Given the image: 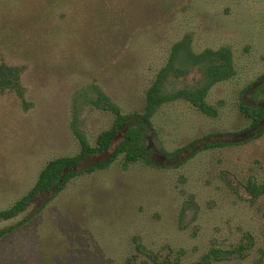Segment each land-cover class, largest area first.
<instances>
[{"label": "rangeland", "instance_id": "374dc122", "mask_svg": "<svg viewBox=\"0 0 264 264\" xmlns=\"http://www.w3.org/2000/svg\"><path fill=\"white\" fill-rule=\"evenodd\" d=\"M175 47L164 95L207 87L214 114L179 97L161 104L144 142L151 165L124 169L120 155L0 222L26 220L0 238V264H151L138 244L176 264H264V193L245 191L264 184V133L240 135L251 126L242 103L257 105L248 86L264 74V0H0V64L23 88L22 99L0 93V212L49 161L79 153L73 126L91 146L111 128L97 89L142 114ZM220 50L232 73L212 83L194 56Z\"/></svg>", "mask_w": 264, "mask_h": 264}, {"label": "trees", "instance_id": "16d2710c", "mask_svg": "<svg viewBox=\"0 0 264 264\" xmlns=\"http://www.w3.org/2000/svg\"><path fill=\"white\" fill-rule=\"evenodd\" d=\"M176 53L177 49L175 47L167 66L158 73L156 80L146 92L144 111L142 114L132 113L130 115H123L119 107L114 105L108 97L97 89L95 92L96 98L91 102L95 107L109 111L114 116L111 128L103 131L97 137L95 146H91L84 135L73 126L74 136L80 146L79 153L74 156L60 157L49 161L39 173L33 188L10 209L0 212V222L8 221L24 213L30 205L36 204L37 202H41L45 206L60 194L72 179L83 173L89 174L97 170H104L120 155H123L125 159L122 165L124 169L130 163L137 161L151 165L150 153L144 142L146 141V136L151 133V118L161 104L173 100L176 97L184 98L205 115L212 116L214 111L204 100L207 87L195 93L181 91L174 97L164 95L162 84L173 67ZM194 58L201 59V62L203 60L209 61L210 66L207 68V74L212 77V83L225 80L232 73L229 53L224 50L217 52L206 51L199 56H194ZM7 90H13L19 98H23V88L20 84L17 69L1 63L0 93H4ZM248 90L252 91V98L257 105L249 106L242 103L240 110L246 118L251 120V126L248 131L253 136L251 137L255 139L261 137L264 133V74L252 82L248 86ZM254 130L257 131L254 133ZM223 144L222 142H212L205 148L220 147ZM193 145L195 143L191 144V146ZM167 155L168 159L172 160L175 153ZM91 160L96 161L84 169L80 168L83 164ZM177 165V163L162 164L163 167ZM261 193H264V185L261 187V190H258L257 194ZM25 222L26 220H23L15 227L0 230V238L12 232L16 227L22 226ZM136 249L140 253H145L147 258L150 259L151 264H176L175 262H170L167 258H161L145 252L140 244L136 246Z\"/></svg>", "mask_w": 264, "mask_h": 264}, {"label": "flooded vegetation", "instance_id": "af4514ba", "mask_svg": "<svg viewBox=\"0 0 264 264\" xmlns=\"http://www.w3.org/2000/svg\"><path fill=\"white\" fill-rule=\"evenodd\" d=\"M251 134L248 130L246 132H243L242 134L240 135H243V138L246 137V135H249ZM264 185V184H263ZM262 185V186H263ZM255 185L253 183H249L247 184V186L245 187V191L251 195V196H254V194L257 192L258 193V190H256V188L254 189ZM258 195V194H257Z\"/></svg>", "mask_w": 264, "mask_h": 264}]
</instances>
